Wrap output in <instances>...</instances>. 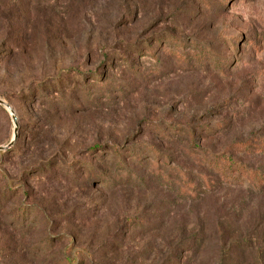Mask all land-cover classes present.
Segmentation results:
<instances>
[{
	"label": "rangeland",
	"instance_id": "obj_1",
	"mask_svg": "<svg viewBox=\"0 0 264 264\" xmlns=\"http://www.w3.org/2000/svg\"><path fill=\"white\" fill-rule=\"evenodd\" d=\"M0 99V264H264V0H0Z\"/></svg>",
	"mask_w": 264,
	"mask_h": 264
},
{
	"label": "trees",
	"instance_id": "obj_2",
	"mask_svg": "<svg viewBox=\"0 0 264 264\" xmlns=\"http://www.w3.org/2000/svg\"><path fill=\"white\" fill-rule=\"evenodd\" d=\"M147 47H148V50H151V47L150 46H147ZM39 99L40 98H37V100H39ZM193 139H194L193 137L189 138L190 141H193ZM241 146L243 148L245 147V145H241L240 143H236V144L233 145L232 149H235V150L236 149H241ZM231 165H233V164H231ZM239 172L242 173V174L243 173L244 174H248V176L250 177L251 180H254V181L258 182V183H262V180H264L263 177L259 176L257 174V172L256 171H253V170L251 171V170H247L246 168H244V169L241 168L239 170ZM64 262H65V264H76L77 263V262L73 261V258H71L70 256H65Z\"/></svg>",
	"mask_w": 264,
	"mask_h": 264
},
{
	"label": "water",
	"instance_id": "obj_3",
	"mask_svg": "<svg viewBox=\"0 0 264 264\" xmlns=\"http://www.w3.org/2000/svg\"><path fill=\"white\" fill-rule=\"evenodd\" d=\"M0 104L3 105L5 108H7L9 111L11 110L10 109V106L4 100L0 99ZM12 121H13V123L15 125L13 138L10 140V142L8 143L7 146H0V150H4L7 147L11 146L14 143L15 139H16V123H17V118L13 114H12Z\"/></svg>",
	"mask_w": 264,
	"mask_h": 264
}]
</instances>
